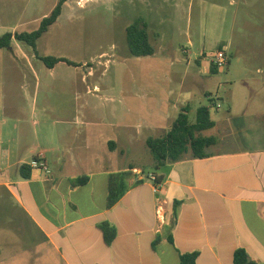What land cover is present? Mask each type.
<instances>
[{"label":"crops","instance_id":"0c3cea01","mask_svg":"<svg viewBox=\"0 0 264 264\" xmlns=\"http://www.w3.org/2000/svg\"><path fill=\"white\" fill-rule=\"evenodd\" d=\"M6 30L0 20V37ZM248 37L243 31L236 44L243 95L231 99L228 112L210 100L216 111L207 137L216 142L208 157L188 154L158 174L139 169L111 208L109 178L120 171L104 165L102 152L116 155L119 145L133 147L155 121L168 132L173 113L190 109L201 74L210 68L202 69L199 60L197 74L188 72L182 86L169 93L163 79L132 81L125 97L95 99L92 110L56 114L54 96L41 93L35 64L41 58L20 50L17 59L14 49L21 48L15 40L12 49L0 50V256L15 252L19 244L12 240L30 224L63 264H179L180 253L190 252L199 253L197 264H234L238 248L264 264V44L246 48ZM224 46L229 57V43ZM106 114L112 119L108 137ZM136 115L147 121L136 125ZM119 125L126 130H117ZM34 161H43L50 174L33 170ZM24 165L30 167L29 178ZM152 176L161 180L158 185ZM176 201L171 244L165 227L172 223ZM102 222L116 227L111 244L99 228Z\"/></svg>","mask_w":264,"mask_h":264},{"label":"rangeland","instance_id":"374dc122","mask_svg":"<svg viewBox=\"0 0 264 264\" xmlns=\"http://www.w3.org/2000/svg\"><path fill=\"white\" fill-rule=\"evenodd\" d=\"M249 1L251 4L245 7L242 0H63L60 17L38 40L36 51L19 41L14 45L21 49L14 50L17 59H22L21 50L30 56L66 59L73 64L59 62L50 68L42 59L35 60L41 93L54 96L56 114L66 109L92 110L97 105L95 99L125 97L132 81L163 79L162 88L169 93V89H178L182 81L197 74L198 61L204 60L202 69L210 68L211 72L201 74L196 96L190 100L189 120L194 123L197 109L209 106L210 100L220 104V112H228L231 99L243 95L237 47L243 31L249 35V41L244 42L246 48L264 44V0ZM59 2L0 0V20L8 28L6 31L31 33ZM138 18L148 24L150 40L156 49L152 56L135 57L128 49L126 29ZM233 42L236 43L232 45ZM227 43L229 64L213 73L214 54ZM203 86H207L205 92ZM181 93L186 94L187 90ZM215 105L212 114H215ZM104 111L109 112V108ZM178 113H173L169 120L173 121L170 128ZM111 120L106 114L105 137L112 133ZM127 120L130 123L132 117ZM135 121L136 125H142L147 120L136 115ZM117 130L126 128L119 125ZM141 132V139H136L133 147L127 145L126 149L119 145L116 155L104 150V165L116 172L133 167L134 174L139 169L145 174L160 173L161 167H155L146 141L149 137H161L167 131L155 121V126ZM202 135L210 136L208 131ZM28 225L20 238L12 240L19 244L15 252L2 254L0 264H63L37 230Z\"/></svg>","mask_w":264,"mask_h":264},{"label":"trees","instance_id":"16d2710c","mask_svg":"<svg viewBox=\"0 0 264 264\" xmlns=\"http://www.w3.org/2000/svg\"><path fill=\"white\" fill-rule=\"evenodd\" d=\"M63 0L57 4L52 13L43 18L39 28L31 33H11L6 32L0 37V50L12 49L13 42L19 41L36 51L38 40L48 31V29L54 25L62 13ZM126 42L130 53L135 57H148L155 54V47L151 43L150 35L148 32V24L142 19H136L126 29ZM42 61L52 68L59 62H65L69 65H73L66 59L60 58H41ZM218 70L213 65V73H217ZM213 101H210L209 106H202L197 110L196 120L191 123L189 120V108H182L179 116L174 121L171 129L161 137H149L146 141L147 147L150 149L155 167L160 168L167 163H176L184 160L185 156L191 154L193 158H206L208 157L207 149L214 145L216 139L213 137H207L202 135L204 131L211 129L214 123L211 119V109L213 107ZM22 172L25 178H29L30 167L27 165L22 166ZM133 167H129L124 171L113 173L109 178L108 189V203L107 207H113L130 189L128 180L130 179L133 171ZM27 172V173H26ZM88 177L81 180V183H86ZM160 179L156 180L158 184ZM142 183L141 181L135 184ZM179 202H174V211L172 217V223L165 227L166 239L171 244L173 241V230L177 220V208ZM99 228L104 235V239L107 244H111L116 237V227L109 222H102L99 224ZM161 240L158 235L155 241L157 245ZM199 253H180L179 264H197ZM234 264H257L244 248H238L234 253Z\"/></svg>","mask_w":264,"mask_h":264},{"label":"built area","instance_id":"2783aa9c","mask_svg":"<svg viewBox=\"0 0 264 264\" xmlns=\"http://www.w3.org/2000/svg\"><path fill=\"white\" fill-rule=\"evenodd\" d=\"M212 61H213L212 62L213 65L216 67L217 70L226 68L229 64V58L227 55V47L226 46L221 47L214 54ZM31 168L33 170H39V171L45 172L46 174H50L49 168L47 167V165L43 161H34L31 165ZM151 180L155 183L156 178L152 176Z\"/></svg>","mask_w":264,"mask_h":264}]
</instances>
